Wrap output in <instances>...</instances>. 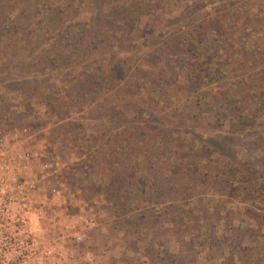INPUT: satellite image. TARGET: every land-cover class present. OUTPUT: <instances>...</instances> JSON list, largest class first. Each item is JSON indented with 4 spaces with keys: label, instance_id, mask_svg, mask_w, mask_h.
<instances>
[{
    "label": "trees",
    "instance_id": "trees-1",
    "mask_svg": "<svg viewBox=\"0 0 264 264\" xmlns=\"http://www.w3.org/2000/svg\"><path fill=\"white\" fill-rule=\"evenodd\" d=\"M169 6V0H0V53L21 71L57 75L75 104L89 101L103 108L108 122L98 126L110 149L108 195L120 209L122 226L153 232L154 239L171 232L182 245L206 235L229 253L226 263L258 264L263 168L248 159L237 164L216 159L207 144L187 140L181 127L184 121L228 126L230 132L255 127L264 118V66L258 60L264 52L248 47L253 36L250 20L243 18L246 11L228 8L149 53L150 64L162 62L166 69H144L152 74L145 79L143 68L123 50L136 46L138 30L153 39ZM227 78L233 79L230 88L218 90L213 100L202 99V85ZM66 93L57 90L51 99L57 103ZM152 96L169 108L173 101L182 104L174 112V130L160 124L147 129L133 121ZM211 195L247 203L239 225L226 224L228 233H217L225 206L214 201L210 208ZM166 254L161 264L184 263L180 251Z\"/></svg>",
    "mask_w": 264,
    "mask_h": 264
},
{
    "label": "rangeland",
    "instance_id": "rangeland-1",
    "mask_svg": "<svg viewBox=\"0 0 264 264\" xmlns=\"http://www.w3.org/2000/svg\"><path fill=\"white\" fill-rule=\"evenodd\" d=\"M169 3L165 16L156 23L153 39L149 41V37L138 30L134 36L136 46L132 50H123L125 56L131 57V63L139 64L143 70H165L162 62L156 66L150 64L149 53L204 17L221 14L228 8L246 11L243 18L250 20L247 28L253 36L248 47L254 53L258 49L264 52V0H169ZM258 60L259 66L263 67L264 53ZM6 61L4 54L0 53V131L14 126L40 130L49 156L58 157L63 165L59 179L65 181L58 207L46 211L41 217L34 216L32 221L39 223L28 230L30 236L40 238V247L51 250V254L40 258L27 257L11 264H161L169 249L180 251L185 264H228L225 260L229 253L226 250L221 252L206 235L195 236L188 244L182 245L171 232L155 240L153 232H137L131 226H122L118 222L121 220L120 209L108 195L112 168L105 158L110 155V149L101 139L105 130L98 126L108 122L103 108L96 102L75 104L57 75L48 71L27 73ZM145 70L144 78L151 79L152 74ZM232 81L227 78L212 85H202L199 93L202 99L213 100L212 95L230 88ZM57 90H65L66 94L54 103L51 96ZM190 98L195 99V95ZM141 100L146 102L145 98ZM150 102L143 114L133 118L135 124H142L147 129L158 124L171 129L177 126L178 115L174 112L181 108V103L173 101V107L169 108L163 106V101L157 103L154 96ZM135 114L132 113L131 117ZM184 122L186 125L181 127L183 136L199 146L207 144L214 150V158L233 164L248 159L264 172V118L245 132H230L228 126L214 129L209 124L192 126L189 121ZM109 143L113 145L114 140ZM260 181L264 191V173ZM214 201L225 206L217 233H228L230 230L226 224L238 226L247 203L211 195L207 205L212 208ZM131 216L132 213L127 214V217ZM188 238L186 234L185 241ZM247 243V239L243 240V244ZM259 247L261 259L258 264H264V238L260 239Z\"/></svg>",
    "mask_w": 264,
    "mask_h": 264
},
{
    "label": "built area",
    "instance_id": "built-area-1",
    "mask_svg": "<svg viewBox=\"0 0 264 264\" xmlns=\"http://www.w3.org/2000/svg\"><path fill=\"white\" fill-rule=\"evenodd\" d=\"M39 131L16 126L0 131V264L51 254L28 230L39 223L34 216L58 207L65 181L59 179L61 161L49 156Z\"/></svg>",
    "mask_w": 264,
    "mask_h": 264
}]
</instances>
